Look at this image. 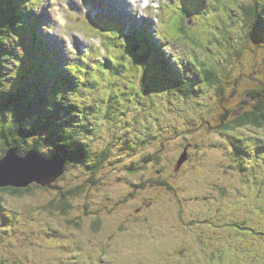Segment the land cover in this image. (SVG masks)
<instances>
[{
    "label": "rangeland",
    "instance_id": "rangeland-1",
    "mask_svg": "<svg viewBox=\"0 0 264 264\" xmlns=\"http://www.w3.org/2000/svg\"><path fill=\"white\" fill-rule=\"evenodd\" d=\"M164 1L152 0L133 13L127 7L113 9L108 0L109 10L99 0L89 5L90 12L82 0H42L40 8L33 9L43 22V36L62 61L104 46L103 39L92 37L86 28L89 17L117 20L130 32L140 27L150 41L167 48L163 58L153 57L149 63L148 69L158 76L138 97L143 111H137L138 103L130 104L122 126L106 121L93 138L86 162L67 165L52 187L0 192V264H264V127H222L227 112L235 110L236 116L250 108L253 101L243 100L264 82V0H186L197 2V22L194 16L187 22L204 46L180 35V40L171 38L165 22L172 20L183 0ZM240 2L261 9L247 24L241 19ZM102 37L113 40L108 32ZM121 52L127 57L120 48L114 51ZM196 58L207 60V65L221 62L220 84H201L192 61ZM165 61L175 72H180L181 63L188 67L195 83L201 84L196 97L185 101L182 93L164 88L159 79L164 67L156 65ZM139 66L119 75L113 71L106 93L123 91L128 84L135 94L143 87L141 73L143 82L149 80ZM167 76L174 82L178 78L172 69ZM45 78L41 88L49 87ZM36 96L46 97L37 91L29 95L35 105ZM98 96L86 103L96 107ZM241 104L247 109L241 110ZM38 109L34 106L36 113ZM134 113L141 114L130 130ZM4 114L0 110V118ZM147 127L155 134L142 141ZM3 140L0 134V159L14 149L6 152ZM106 147L110 157L96 169ZM43 148L51 152L53 144L47 140ZM186 148L189 159L178 169ZM62 191L70 192L66 203L72 207L66 212L57 207L65 203Z\"/></svg>",
    "mask_w": 264,
    "mask_h": 264
},
{
    "label": "trees",
    "instance_id": "trees-1",
    "mask_svg": "<svg viewBox=\"0 0 264 264\" xmlns=\"http://www.w3.org/2000/svg\"><path fill=\"white\" fill-rule=\"evenodd\" d=\"M38 1L0 0V110L5 112L3 117L0 118L2 119L0 134L4 139V143L8 144L5 151L7 152L8 148H18L22 154H25L36 149L48 156L51 155L50 157H61L65 159L68 165L86 162L92 155L89 151H92L93 138L101 131V127L106 121L110 120L122 126V119L130 104L138 103L139 105H135L137 111L142 110L144 106L140 104L138 97H142L144 90L150 88L151 84L156 82V79L151 78L154 75L150 72L149 80L145 79L143 87L137 90L135 94L132 93L134 88L127 84V86H124L126 88L123 91L119 89L109 94L99 95L98 100L100 103L103 102L102 104L97 102L96 107L90 103L87 104L86 102L92 101L95 92L97 93L98 90L97 79L94 78L93 74L91 77L87 75V82L84 84L77 80V78L81 79V76H76L72 69L68 73L60 74L61 80L55 79L51 68H49L50 64L54 63L52 57L56 55L55 51L52 52L48 48V44L39 34L38 26L28 35L30 13L36 7L35 4ZM262 5L261 9L264 10V3ZM237 6H240V10H242L241 19L246 24L248 21L254 20L261 11L260 9L258 12L256 6L246 2H240ZM195 9L198 10V8ZM257 31L260 32V29ZM253 32L254 29L250 30V34H253ZM173 34L187 37L192 44L195 42V44L198 43L204 46V43L197 40L190 33V29L185 26L175 25ZM131 53L130 62L134 67L137 64H143L147 67L153 57L158 59L157 51L152 53L144 50L135 51L131 48ZM133 56L135 57L134 61ZM30 58L33 61L32 65L29 63ZM115 58L116 56L112 57L111 61L116 62ZM126 58L128 59V56ZM122 61L126 66L125 60L122 59ZM192 61L197 66L198 75L202 79L201 84L205 85V88L220 84L222 78L218 66L221 65V62L212 61L208 62L207 65V60L196 58ZM15 66L16 68L12 70ZM57 67L59 69L58 64ZM111 68H114L113 71L116 73L122 72L120 62L114 64ZM130 68L132 67L130 66ZM17 70L18 72L15 73ZM185 73L181 75L184 79L183 82L176 79V82H178L177 87L168 88L166 83H170V78L164 79L163 84L168 90L178 92V94L182 93L183 95L180 94V96L184 97L186 101L190 97L197 96L201 84L195 83L189 70H187V76H185ZM11 77L12 80L10 81L9 78ZM42 78L51 82L52 85L41 88L40 80ZM16 82L20 83L19 87L16 86ZM36 91L46 95L44 100H40V97L36 96L37 101L40 103L37 105H35V101L32 102L31 98L28 99L29 95H35ZM90 92H93V94H90ZM250 94L249 99L243 100L247 104L253 101L248 110L236 116L234 115L235 110L226 113L224 117L227 121H222V127L225 131L239 130L248 126L264 127V82ZM105 99L107 102H104ZM51 101L56 102L52 104ZM152 105L149 107L150 110L155 107L153 103ZM34 106L40 108L37 113L34 111ZM111 107L115 109L114 115L111 114ZM239 108L241 110L247 109L243 104ZM140 114H130L132 117L131 126L128 129H135L134 125ZM146 129L148 130L144 133L145 137H141L142 141L147 140L148 137L151 138V135L155 134L149 127ZM38 134L45 135V137L40 139ZM47 140L53 144L51 152H46L43 148ZM110 152V147H106L99 153L94 165L96 169L109 159ZM238 153L244 157L241 150ZM34 185L41 186L37 183ZM33 186L26 189L2 188L0 192L4 190L13 194L24 193L32 190ZM73 190L77 191L78 189L73 188ZM62 192L65 203L62 201L57 207L66 212L72 207L71 204L66 203V197L70 192ZM2 210L3 207L0 203V213Z\"/></svg>",
    "mask_w": 264,
    "mask_h": 264
},
{
    "label": "water",
    "instance_id": "water-1",
    "mask_svg": "<svg viewBox=\"0 0 264 264\" xmlns=\"http://www.w3.org/2000/svg\"><path fill=\"white\" fill-rule=\"evenodd\" d=\"M189 159L188 148L178 162V169ZM67 171L66 161L61 157L48 158L36 150L20 154L11 149L0 159V189L28 188L33 184L52 187Z\"/></svg>",
    "mask_w": 264,
    "mask_h": 264
},
{
    "label": "bare ground",
    "instance_id": "bare-ground-1",
    "mask_svg": "<svg viewBox=\"0 0 264 264\" xmlns=\"http://www.w3.org/2000/svg\"><path fill=\"white\" fill-rule=\"evenodd\" d=\"M106 2L107 0H102ZM108 2L112 3L113 9H120L124 10L126 7L130 10V13H133L135 10H144L146 8L144 4V0H108ZM125 6V7H124ZM162 57L161 55L158 56V59ZM166 67H170L168 64Z\"/></svg>",
    "mask_w": 264,
    "mask_h": 264
}]
</instances>
